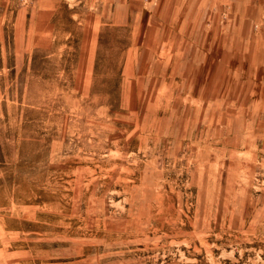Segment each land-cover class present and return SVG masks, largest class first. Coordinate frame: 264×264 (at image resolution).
Returning a JSON list of instances; mask_svg holds the SVG:
<instances>
[{"label":"rangeland","instance_id":"obj_1","mask_svg":"<svg viewBox=\"0 0 264 264\" xmlns=\"http://www.w3.org/2000/svg\"><path fill=\"white\" fill-rule=\"evenodd\" d=\"M225 1L0 0V264H264V15Z\"/></svg>","mask_w":264,"mask_h":264},{"label":"crops","instance_id":"obj_2","mask_svg":"<svg viewBox=\"0 0 264 264\" xmlns=\"http://www.w3.org/2000/svg\"><path fill=\"white\" fill-rule=\"evenodd\" d=\"M164 2V0H162V3ZM238 5V7H243V11L242 13L239 11H235L234 13H238L240 15V18L242 16H246L249 15V19L255 20V27L258 29L259 25L257 24V18H254L257 13H259V15H264V9L262 8L264 5V0H226L224 3V11H223V17L226 18V16L229 14H232V12H230V7H232V5ZM251 9V12H248L247 10ZM155 9H152V13H155ZM187 7H183V5H179V2H176V4L174 6L171 7V9L167 8L165 13V28L167 30H187L189 27L192 29H199V19H200V12H199V7L196 6V8H194L191 13L193 14V16L189 17L187 16L189 13L187 12ZM251 16H253V18H251ZM223 24V21L222 23ZM225 24V23H224ZM225 26V25H224ZM183 38H185L183 36ZM187 39V38H186ZM198 42V37L195 41V43ZM188 43V41H187ZM191 44H193L191 42Z\"/></svg>","mask_w":264,"mask_h":264}]
</instances>
